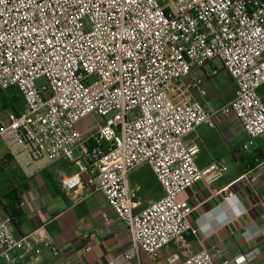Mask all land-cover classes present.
Wrapping results in <instances>:
<instances>
[{
  "label": "built area",
  "instance_id": "2783aa9c",
  "mask_svg": "<svg viewBox=\"0 0 264 264\" xmlns=\"http://www.w3.org/2000/svg\"><path fill=\"white\" fill-rule=\"evenodd\" d=\"M219 62L237 87L236 97L213 112L200 101L176 103L184 93L206 95L194 76ZM264 0H0V90L15 88L25 111L0 125V139L14 138L32 159L67 161L80 171L61 176L71 195L86 185L102 192L126 225L132 246L109 264H142L140 252L156 260L160 251L196 234V208L180 196L205 182L211 185L228 167H200V147L185 138L198 127H216L215 117L235 118L249 137L248 150L264 136ZM182 92V93H183ZM90 114L102 117L95 133L77 129ZM150 167L163 196L138 211L128 185L136 167ZM263 160L243 177L255 184ZM230 185L206 217L227 222L225 208L246 213ZM264 204V199H263ZM264 220V213L262 214ZM219 223V221H217ZM264 235L251 224L250 241ZM40 245L56 251L45 226L16 237L0 214V249L8 264L19 252L41 264ZM86 247V252L91 251ZM254 250L227 258L220 248L203 250L169 264H254ZM221 260L219 263L218 261ZM56 264H68L59 262Z\"/></svg>",
  "mask_w": 264,
  "mask_h": 264
},
{
  "label": "crops",
  "instance_id": "0c3cea01",
  "mask_svg": "<svg viewBox=\"0 0 264 264\" xmlns=\"http://www.w3.org/2000/svg\"><path fill=\"white\" fill-rule=\"evenodd\" d=\"M215 66L219 70L218 75L224 74L228 79L227 98L223 100L215 89L209 92L204 87V96L197 91L188 94L190 101H200L207 110L213 112L227 104L228 97L234 99L238 92L234 81L222 66L216 63ZM206 68L199 73L210 79L212 77L208 76ZM258 92L264 102V86ZM25 108V102L17 89L0 90V125L9 124ZM215 121V128L202 125L185 138L186 143L200 147L197 157L200 167L212 163L228 167L226 174L217 182L211 185L198 183L180 196V199H187L196 208L191 216L196 234L164 248L154 261L140 252L142 264H169L168 259L173 254H178L183 261L203 250L212 252L215 247L222 249L227 258L254 250L258 253L254 264H264V235H258L250 241L243 236L251 224L264 226V165L256 171L258 179L255 184H250L243 177L255 166L253 158L256 154L264 153V136L258 138L253 147L244 150L249 137L239 122L235 118L220 115L215 117ZM78 171V165L64 160H34L15 143L14 138L0 139V214L10 222L16 237L25 236L39 226H45L54 240L56 251L40 245L41 264H109L132 246L126 225L116 216L105 195L86 185L89 177L87 173L82 174L85 184L81 189L71 195L63 191L59 183L61 176ZM232 184L246 213L238 215V209L233 205L231 209L225 208V214L229 217L227 222L213 218L221 213L220 210L214 212L215 216L206 217L208 212L219 206L225 190ZM128 185L138 211L163 196L161 185L146 164L129 173ZM12 191L19 195L23 209L20 230L12 224L6 211L12 202ZM87 246L92 248L90 252H86ZM19 255V252L13 253L10 264L30 263V256ZM0 264H8L1 249Z\"/></svg>",
  "mask_w": 264,
  "mask_h": 264
},
{
  "label": "rangeland",
  "instance_id": "374dc122",
  "mask_svg": "<svg viewBox=\"0 0 264 264\" xmlns=\"http://www.w3.org/2000/svg\"><path fill=\"white\" fill-rule=\"evenodd\" d=\"M216 65H221L219 62H215ZM211 71V67L206 68L207 74ZM201 81H202V86L210 91H213L214 89L220 93L222 96L221 98L225 100L227 98V88L229 87L228 79L226 75L224 74H219L215 77H212L210 79H206V77L202 73H195ZM193 77H189L184 80L182 87V91L179 90L175 94H173L174 97H176L175 101L176 103L182 105L186 101L185 99L187 98L188 100V94L189 93H184L183 89L187 83H189L192 80ZM183 92V93H182ZM231 100H233V97H228L226 100V103H229ZM103 119L99 115L96 114H90L86 118L82 119L79 124L77 129L82 133L84 137H89L93 133L96 132V130L99 128L100 125H102Z\"/></svg>",
  "mask_w": 264,
  "mask_h": 264
},
{
  "label": "trees",
  "instance_id": "16d2710c",
  "mask_svg": "<svg viewBox=\"0 0 264 264\" xmlns=\"http://www.w3.org/2000/svg\"><path fill=\"white\" fill-rule=\"evenodd\" d=\"M253 160L256 161L255 166L260 163L263 160V152L257 153ZM255 166H253L251 169L255 168ZM21 206L22 205L20 202L19 195L16 193V191H12V202L11 204H9L8 207H6V211L10 217V221L16 227L17 230H20L21 221L24 216L23 209L21 208Z\"/></svg>",
  "mask_w": 264,
  "mask_h": 264
}]
</instances>
